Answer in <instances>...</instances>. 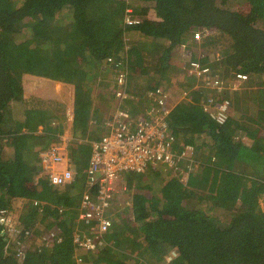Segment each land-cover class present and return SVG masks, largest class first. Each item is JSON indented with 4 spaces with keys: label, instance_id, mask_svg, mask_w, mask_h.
Instances as JSON below:
<instances>
[{
    "label": "trees",
    "instance_id": "16d2710c",
    "mask_svg": "<svg viewBox=\"0 0 264 264\" xmlns=\"http://www.w3.org/2000/svg\"><path fill=\"white\" fill-rule=\"evenodd\" d=\"M151 12L158 20L149 19ZM197 32L205 35L199 47L214 58L212 64L207 56L200 59L210 71L201 82L218 81L221 93L210 86L189 93L179 79L171 81L173 55L197 42ZM109 57L124 68L125 91L134 103L143 96L153 102L159 86L167 94L176 84L179 93L191 95L175 105L168 124L172 132L202 138L200 152L191 145L198 170L185 184L164 167L124 173L130 208L102 235L103 245L75 251L72 232L88 230L76 224L84 189L75 181L54 189L37 179L38 148L64 130L62 105L44 98L23 69L28 65L47 79L78 84L73 125L82 129L87 116L98 112L86 110L95 84L90 80L99 70L115 81L118 70L105 64ZM42 59L48 64L37 63ZM236 74L253 81L237 88ZM211 97L216 105H252L253 124L264 126V0H0V214L13 216V203L25 200L15 223L18 236L7 237L0 224V264H264V139L243 114L231 116V108L218 125L214 107L206 112L201 105ZM135 107L133 115L143 111ZM207 148L224 155L220 167L208 164ZM71 158L79 163L78 156ZM34 201L42 204L40 211ZM118 212L111 205L106 215ZM57 228L62 241L47 244Z\"/></svg>",
    "mask_w": 264,
    "mask_h": 264
},
{
    "label": "built area",
    "instance_id": "2783aa9c",
    "mask_svg": "<svg viewBox=\"0 0 264 264\" xmlns=\"http://www.w3.org/2000/svg\"><path fill=\"white\" fill-rule=\"evenodd\" d=\"M130 13V10H129ZM128 23H133L129 22ZM194 40H200V33L193 35ZM217 56L219 54L217 53ZM108 67L118 70L114 74V97L117 100L115 110L105 123L107 132L102 134L97 140L92 142V153L89 165L85 174L86 190L80 203V211L77 215L76 224L82 223L88 226V230L79 231L77 228L72 232L71 238L75 251H92L103 245L102 235L112 226L122 220V212L106 215L110 209L116 194L125 192V186L117 188V183L122 180V175L127 172L143 173L148 167H164L179 178V181L186 183L188 176L198 170V162L195 160L193 149L189 146L174 147V135L170 133L167 125L169 108L167 107V94L161 87L154 91L153 104L143 108L138 115L124 106V101L130 98L125 88L124 68H117L115 60L111 57L105 60ZM209 68L201 62H189L188 74L197 79H205L209 75ZM112 74V73H111ZM237 83L246 84L253 81V76L236 74ZM58 82V81H57ZM211 88L216 93H221L222 86L216 80H210ZM237 86V84L235 85ZM98 94V92H97ZM188 93H183L187 96ZM65 119L67 124L73 123V113L75 107V94H70L65 100ZM94 102V101H93ZM203 110L208 112L214 107L213 118L218 125H223L228 116L230 104L227 100L215 104L214 98H207L203 104ZM93 109H98L92 106ZM215 114V115H214ZM38 157L41 165V174L38 178H45L53 187H65L72 185L75 179L74 171L66 164V158L62 154V149L58 145H51L45 149H40ZM56 165H61L56 168ZM93 190V194L90 190ZM40 211L42 204L34 201ZM59 215L65 211L59 208ZM10 212L1 211L0 224L3 226L7 237L15 238L20 233V229L15 224ZM28 232H25V236ZM54 240L62 241V231L57 228L51 231L48 243ZM46 244V245H47ZM22 252L18 251L17 257L22 259ZM170 260V258H168ZM80 262L81 259H76Z\"/></svg>",
    "mask_w": 264,
    "mask_h": 264
},
{
    "label": "crops",
    "instance_id": "0c3cea01",
    "mask_svg": "<svg viewBox=\"0 0 264 264\" xmlns=\"http://www.w3.org/2000/svg\"><path fill=\"white\" fill-rule=\"evenodd\" d=\"M105 67V64H104ZM101 68V67H100ZM102 69V68H101ZM102 75L99 74V70H98V74L97 76L95 75V77L90 80L92 82H94L95 84L93 85V89L98 92V93H103V95L105 96L106 99H104L102 102V109L98 110L97 113H95L96 116H87L86 118V123L84 125V127L82 129H85V126L88 127V129H97V133L98 135L104 134L107 132V129L105 128V123L107 121V119L109 118V116L112 114V112L115 110L116 105H117V100L114 97V80L112 78H110V75H108V73H105L104 71H102ZM114 77V75H113ZM109 79L108 83L107 82ZM197 82H201L199 79H197ZM196 80L193 79V81H190L189 86H191V88L189 89V93L190 92H194L193 87L196 83ZM47 81H53L50 79H47ZM179 83V82H178ZM61 85H65V87L67 88V85H71L72 83H68V82H62L60 81ZM74 86V85H73ZM246 86V84H245ZM245 86H239L238 88H244ZM65 88V90H66ZM233 89L235 90V88L233 87ZM72 94H75L73 90H71ZM70 92V91H69ZM179 93V92H178ZM188 93V92H187ZM188 97H191V95L187 94V96H183V94L179 93V98L177 100H171V101H167V107L169 108V113H168V118L167 120V125L169 127V131L170 133H172V135H174L175 139H177L179 146H184V145H190L189 147H191V145H195L197 147L199 142H202V138H196L195 136L189 134V133H185L182 131L179 132H172L173 129H171L170 127V123L168 124V122H170V116L172 114V111H174V107L175 105L181 100V99H187L189 100ZM130 99V101H128ZM128 103H124V106L127 107L132 113H136L139 111L138 108H136L135 106L137 104H140L141 108H144L143 105L145 106L146 104H153L152 100L147 98V96H143V98H141L139 100V102L135 101L134 103V99L132 97L128 98ZM149 101V102H148ZM229 101V100H228ZM93 100H90V102L88 103L87 106V111L90 112V110L92 109L93 106ZM108 102H109V107H108ZM203 100L201 102V105L203 104ZM60 103V101H59ZM135 104V105H134ZM132 107H134V110L132 109ZM253 106L250 104H242L240 103H236L234 104V106L231 105V116L236 115V112H240L241 114H243V121L247 124L250 125V127H252V125L254 126L255 129H257L258 131L256 134V137H260L264 139V126H256L255 124H253V120L252 118L255 117V113L256 111H252ZM136 111V112H135ZM61 114L62 116L65 115V104L64 107L63 105L61 106ZM74 117V114H73ZM65 118V116H64ZM64 130L61 134H58V138L56 139L55 142H51V144H49L47 147L51 146V145H58L61 147L62 149V154L63 156H65L66 158V164L70 165V169L74 171V160L71 158L73 155L78 156V162H80V158L84 152L83 147L81 146L82 143H85L87 141V138L83 136V132L81 131L80 127H74L73 123L70 124V126L67 124L66 119H65V124H64ZM41 128H39L40 131ZM71 136V137H69ZM69 137V139H68ZM242 143H245L247 145L250 144V140L248 138H242L241 139ZM197 144V145H196ZM185 147V146H184ZM41 149V148H39ZM202 149V148H201ZM198 152L199 149L197 147ZM39 152V150H38ZM92 153V152H91ZM201 157V153L199 155ZM204 156L207 159L208 164L211 167H220V164L222 162V159L224 157L223 154H220L219 149L215 151V149H205L204 152ZM91 155H89L86 158V161H88L87 163V167L89 165V161H90ZM71 160V161H70ZM85 161V164H86ZM86 167V170H87ZM74 175H75V179H74V184H83V180L81 179V177L76 173V171H74ZM172 176V175H170ZM85 177V176H84ZM123 184L118 183V189H120L121 186H125L124 184V177L122 179ZM119 185H121L119 187ZM84 191L86 190L85 185L83 186ZM137 190V189H136ZM144 190V189H143ZM144 193V191H142ZM125 194V192H122L119 190V192L116 194L115 200L113 201L112 206L117 210L119 208V211L122 212V214L124 213L123 208H130L131 204L128 202L126 204H122V205H117L118 201L120 200V198ZM145 195H149L151 196V192L146 190ZM136 196V195H135ZM148 196V197H149ZM25 205V200L24 199H18L13 203L14 206V214L16 216H18V212L23 208V206Z\"/></svg>",
    "mask_w": 264,
    "mask_h": 264
},
{
    "label": "rangeland",
    "instance_id": "374dc122",
    "mask_svg": "<svg viewBox=\"0 0 264 264\" xmlns=\"http://www.w3.org/2000/svg\"><path fill=\"white\" fill-rule=\"evenodd\" d=\"M242 11H244V10H242ZM149 19L158 20V17H156L155 14L151 12L149 14ZM204 36L205 35H203V34L201 35L200 34V40H194V38H193V40L197 41V42H193L192 41L193 45H190L189 47L182 46L180 48V50L173 55L174 56L173 57V60H174V64L173 65H175V67L171 71L172 72L171 73V75H172L171 78L173 77L171 81H173V83H174L176 81V79H179L180 80V85L181 84L184 85V87H186L188 89V92H189V89L191 88V86H189L190 81H193V79L196 80V78L194 76H191V75L188 74V63L191 62V61L200 63V59L202 57H205V56H207L208 59H209L208 60V64L214 63L213 62L214 58L211 56V51H209L208 49L207 50L206 49L203 50V49H201L199 47L200 44L202 43L203 39H204ZM215 52H216V56H217V53L220 54L218 51H215ZM45 61H44V59H42L41 61L37 60V63H42V65H46L47 61L46 62ZM79 61H80V59H78V60L75 59V62H79ZM201 64L205 65V63H201ZM205 66L208 67V65H205ZM28 67L29 66L26 65L24 67V69H23L25 77L29 81H31L33 83H36V84H38L41 87V92L40 93L43 94L44 98L49 97L51 99H55L58 103L60 101L61 105H63V107H64V104L66 103L65 100H67V97L70 96V94H72L71 90H73L74 93L75 92L77 93V89L76 88H77L78 84H75L74 86L73 85L72 86L71 85H67V88H66L65 85H61L60 82L47 81V78H46V76H44V73H40L39 70H35L34 71L33 68L29 70ZM199 80L201 81L202 78L199 79ZM108 82H109V80L107 82H105V83H108ZM235 83L237 84V86H236L237 88L239 86H241V87L245 86L244 83H237L236 80H235ZM210 84H211L210 82H208L207 84H202V82H197V80H196V83H195V85H194L192 90L196 91L197 89L199 90L200 88H205V87H209V86L211 88ZM32 87H33V85L26 87V92L30 93V92L34 91V89H32ZM65 88H66V90H65ZM166 91H167V94H168V98H167L168 100L167 101L177 100L179 98L178 86L176 84H174L173 87H168V90H166ZM83 96H84V92H83ZM76 97H77V94H76ZM89 99L94 101V103L92 102L93 106H95V107H97V108H99L101 110L102 109V103H103L102 101L104 99H106V98L103 95V93H98L97 94V92L95 90L94 91L91 90L90 91V95H89ZM137 100H138L137 102H139V98ZM107 105L109 107V102H108ZM83 107H84V105H83ZM143 107H144V105H143ZM81 131L83 132V136L87 138V141L85 143L81 144V146L84 148V152H83V154H82V156L80 158V162L78 164H74V171L77 172V174L81 177L82 180H85L84 176L86 174V167H87V163H88V161H86V158L89 155H91L92 142L97 140L102 134L98 135L97 129H93V128L92 129H88L87 126H85V129H81ZM69 137H71V136H69ZM69 137H68V139H69ZM260 137H262V136H260ZM42 145H44V143ZM38 150H39V148H38ZM85 161H86V164H85ZM60 167H61V165H56V168H60ZM156 170H158V169H156ZM118 183L123 184L122 180L119 181ZM118 183H117V188L116 189H118ZM75 186L79 187V189L83 190V184H77ZM120 186L121 185H119V187ZM50 187H52L54 189L57 188V187H53V186H50ZM58 188H61V187H58ZM73 193L76 194L75 192H73ZM130 199H131V192H126L120 198V200L118 201L117 205H122V204L124 205V204L128 203L130 201ZM261 206L264 207V197L261 200ZM157 216H159V215H157ZM12 218H13L14 221L17 220V216L14 213H13Z\"/></svg>",
    "mask_w": 264,
    "mask_h": 264
}]
</instances>
